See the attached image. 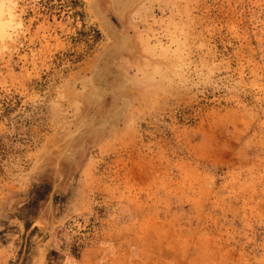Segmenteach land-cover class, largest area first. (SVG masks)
Masks as SVG:
<instances>
[{
	"label": "rangeland",
	"instance_id": "1",
	"mask_svg": "<svg viewBox=\"0 0 264 264\" xmlns=\"http://www.w3.org/2000/svg\"><path fill=\"white\" fill-rule=\"evenodd\" d=\"M0 6V264H264V0Z\"/></svg>",
	"mask_w": 264,
	"mask_h": 264
},
{
	"label": "bare ground",
	"instance_id": "2",
	"mask_svg": "<svg viewBox=\"0 0 264 264\" xmlns=\"http://www.w3.org/2000/svg\"><path fill=\"white\" fill-rule=\"evenodd\" d=\"M0 9H1V10H0V13H1V14L4 13V12H3L4 10H2L3 8H1V6H0ZM8 12H9V10H8ZM1 14H0V15H1ZM8 14H9V13H8ZM10 14H11V13H10ZM2 16H3V14H2ZM9 18H10V17H9ZM5 22H6V21H5ZM1 23H2V24H1V27H0V28H2V29L0 30V33H1V31H2V32L4 31V27L6 26V25H5L6 23H5V24H4L3 22H1ZM8 24H9V22H8ZM7 26H9V25H7ZM7 26H6L5 28H7ZM2 34H3V33H2ZM4 34H5V33H4ZM0 36H1V35H0ZM116 48H117V47H116ZM115 83H116V81H115ZM111 85H112V84H111ZM104 97H105V96H104ZM101 102H102V101H101Z\"/></svg>",
	"mask_w": 264,
	"mask_h": 264
}]
</instances>
